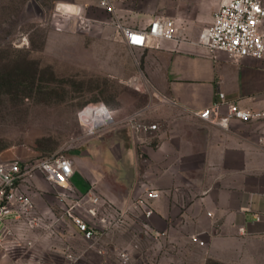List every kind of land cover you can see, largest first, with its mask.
Listing matches in <instances>:
<instances>
[{"label":"rangeland","instance_id":"obj_1","mask_svg":"<svg viewBox=\"0 0 264 264\" xmlns=\"http://www.w3.org/2000/svg\"><path fill=\"white\" fill-rule=\"evenodd\" d=\"M219 1L114 0L126 22L138 25L159 13L173 15L182 35L196 40ZM114 18L99 0H0V160H36L58 152L91 158L93 141L110 137L116 123H126L121 119L89 132L94 120L83 117L86 124L80 118L82 108L106 91L122 97L137 90L107 87L92 70L94 46L102 34L116 32ZM94 180L87 189L110 197ZM104 180L113 177L105 174ZM33 182L29 191L51 217L75 198V192L62 193L41 174ZM71 183L77 192L87 190ZM136 213L98 241L82 238L68 220L54 231L18 223L15 236L0 247V264H264V236L209 240L188 223L173 228L155 214L151 235L142 231ZM124 249L126 256L120 253ZM70 250L78 256L69 258Z\"/></svg>","mask_w":264,"mask_h":264},{"label":"crops","instance_id":"obj_2","mask_svg":"<svg viewBox=\"0 0 264 264\" xmlns=\"http://www.w3.org/2000/svg\"><path fill=\"white\" fill-rule=\"evenodd\" d=\"M97 41L92 70L107 87L135 88L131 78L141 76L148 89L122 97L106 91L96 102L109 106L113 122L136 114L158 122L159 129L139 140L127 123H116L110 137L93 141L94 158L72 157V182L87 189L95 179L121 206L146 183L161 191L155 218L165 225L188 223L209 240L264 236V119H233L224 128L194 112L211 105L220 91L242 106L264 108V58L236 61L194 38L131 48L116 31ZM105 174L113 180L105 182Z\"/></svg>","mask_w":264,"mask_h":264},{"label":"built area","instance_id":"obj_3","mask_svg":"<svg viewBox=\"0 0 264 264\" xmlns=\"http://www.w3.org/2000/svg\"><path fill=\"white\" fill-rule=\"evenodd\" d=\"M99 5L115 15L113 23L116 31L123 35L124 41L131 48L156 44L160 39H187L182 35L177 18L173 15L159 13L151 17L148 24L140 26L128 23L119 16L114 0H99ZM197 42L210 52L225 50L236 61L245 56L264 58V0H220ZM146 81L141 76L131 78L135 88L143 91L148 89ZM89 105H92L94 113L99 115L92 131H89L88 126L89 132L114 121L112 110L105 102L88 103L82 110ZM194 112L203 120L224 128H229L233 119H264V108L252 109L242 106L238 100L228 98L223 91L219 92V98L211 105ZM125 122L134 130L139 140L144 136L154 137L159 129L158 122L146 120L136 114L126 117ZM259 139L264 148V136ZM74 170L73 158L59 152L36 160H0V247L5 246L12 235L15 236L18 223L54 231L66 220L72 223L75 232L82 238L98 241L106 230L124 224L129 214L137 215V209L140 212L138 219L142 223V231L153 235L155 200L161 193L158 187L142 183L128 204L121 206L114 199L97 193L93 188L82 193L77 192L71 183ZM38 174L57 183L62 193L75 192L73 201L63 204V209L57 217H51L47 210L41 212L29 191L34 183L33 179ZM257 218H261V215H257ZM192 237L199 239L195 234ZM120 253L122 256L127 255L125 249ZM67 256L76 258L78 252L70 250Z\"/></svg>","mask_w":264,"mask_h":264},{"label":"bare ground","instance_id":"obj_4","mask_svg":"<svg viewBox=\"0 0 264 264\" xmlns=\"http://www.w3.org/2000/svg\"><path fill=\"white\" fill-rule=\"evenodd\" d=\"M80 8H81V6L76 7L74 10L75 11L76 10H80ZM69 11H71V9ZM92 108H94V107H92V105H89L86 109H83L82 111H80V116H81L80 118L81 119L84 117L85 119L90 118L91 120H94V122L92 123V125H89L90 131H92L93 127L96 125L97 120H99V117H98L99 115H97V113L95 114L94 113L95 110L92 109ZM84 118H83V121L85 122Z\"/></svg>","mask_w":264,"mask_h":264}]
</instances>
